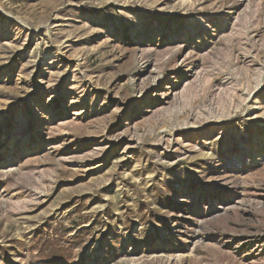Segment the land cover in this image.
Instances as JSON below:
<instances>
[{
	"label": "rangeland",
	"instance_id": "374dc122",
	"mask_svg": "<svg viewBox=\"0 0 264 264\" xmlns=\"http://www.w3.org/2000/svg\"><path fill=\"white\" fill-rule=\"evenodd\" d=\"M0 264H264V0H0Z\"/></svg>",
	"mask_w": 264,
	"mask_h": 264
}]
</instances>
